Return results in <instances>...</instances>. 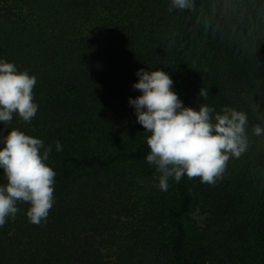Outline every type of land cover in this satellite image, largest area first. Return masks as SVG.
<instances>
[{"label":"trees","instance_id":"1","mask_svg":"<svg viewBox=\"0 0 264 264\" xmlns=\"http://www.w3.org/2000/svg\"><path fill=\"white\" fill-rule=\"evenodd\" d=\"M169 5L0 0V60L36 77L38 105L31 122H0V136L15 128L41 139L56 173L46 220L30 223L20 202L0 227V264H264L262 150L248 165L254 174L229 163L214 188L185 175L139 194V168L155 167L146 161L151 133L128 103L141 94L132 87L139 69L166 72L185 107L246 112L248 142L264 139L252 134L264 116V0H193L171 13Z\"/></svg>","mask_w":264,"mask_h":264},{"label":"clouds","instance_id":"2","mask_svg":"<svg viewBox=\"0 0 264 264\" xmlns=\"http://www.w3.org/2000/svg\"><path fill=\"white\" fill-rule=\"evenodd\" d=\"M191 9L193 0H170L167 10ZM136 75L138 80L132 87L141 94L129 98L128 103L135 110L137 123L151 133L146 140L150 149L146 161L160 174L159 189L167 191L170 178L178 183L185 175L214 185L222 178L230 158H239L247 148L248 114L229 106L216 112L205 103L198 110L185 107L172 90L173 81L166 72L139 69ZM35 85V76L0 60V122L10 123L14 114L23 122L32 121L38 111L33 102ZM199 96L206 99L208 91L201 88ZM253 111H258V105ZM257 119L262 122L252 126V134L262 136L264 116ZM0 142V169L7 180L0 186V227L8 218L15 219L20 202L29 205V222L39 225L54 204L56 173L45 163L52 147L15 128L0 136ZM55 148L62 150L59 141Z\"/></svg>","mask_w":264,"mask_h":264},{"label":"rangeland","instance_id":"3","mask_svg":"<svg viewBox=\"0 0 264 264\" xmlns=\"http://www.w3.org/2000/svg\"><path fill=\"white\" fill-rule=\"evenodd\" d=\"M258 138L259 137H257L255 140H250L251 142H248L246 150L239 156V158H230V160L227 162V165H229V163H231V165H236L235 170L238 172H241L243 169L247 168L251 171L252 174H254L256 171L250 168L248 165L254 164V161L257 160L260 150L264 152V139L260 140ZM159 175L160 174L156 171L155 167L142 166L141 168H139L138 188L139 194L141 196H146L152 193L156 194L162 191L158 187ZM211 188H214V185H212ZM254 195H256V197H258L259 195L263 197V195H261L259 192L257 194L254 193ZM206 200H208L209 205L211 206L212 197L209 195ZM207 206L208 204L206 202H201L197 205L194 211V215L192 216L193 224H198V222L200 221L199 215L203 214L204 210L207 209Z\"/></svg>","mask_w":264,"mask_h":264}]
</instances>
